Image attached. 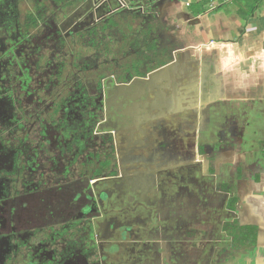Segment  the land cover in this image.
Instances as JSON below:
<instances>
[{"label":"flooded vegetation","instance_id":"af4514ba","mask_svg":"<svg viewBox=\"0 0 264 264\" xmlns=\"http://www.w3.org/2000/svg\"><path fill=\"white\" fill-rule=\"evenodd\" d=\"M116 1L111 0L108 14L104 0H67L65 10L57 0H0V264H120L134 242L147 238L166 251L159 264L179 261L164 244L176 245L182 206L200 194L176 168L148 170L136 164L132 171L128 144L145 137L147 123L132 131L114 111L121 108L123 119L132 115L133 98L118 97L117 87L151 72L123 83L112 73L99 83L89 75L88 64L97 65L100 58L87 60V29L93 27L99 39L107 16L118 12ZM121 1L132 13L148 6L146 0ZM74 64L84 66L82 74ZM70 74L95 82L89 92L92 135L83 152L75 144L79 152L66 148L65 128L53 127L49 117L54 109L60 118L78 96ZM103 146L113 149L101 152ZM102 160L106 166L97 172ZM206 165L200 181L212 180L218 171L214 157L208 156ZM233 184L225 179L216 185L229 193L227 205L235 197ZM212 242L203 247L200 264H236L245 255L239 252L227 262L230 248Z\"/></svg>","mask_w":264,"mask_h":264},{"label":"crops","instance_id":"0c3cea01","mask_svg":"<svg viewBox=\"0 0 264 264\" xmlns=\"http://www.w3.org/2000/svg\"><path fill=\"white\" fill-rule=\"evenodd\" d=\"M154 12L165 27L158 45L175 44L173 60L116 93L134 100L128 119L114 109L120 121L132 131L147 123L145 137L128 144L132 171L136 164L176 168L200 194L182 204L190 213L180 211L170 255L190 260L194 253L199 261L196 237L187 238L186 230L221 247L233 242L224 225L249 227L255 241L245 262L264 264V0H156ZM208 156L218 171L200 181ZM225 179L234 183V208L229 193L216 188Z\"/></svg>","mask_w":264,"mask_h":264},{"label":"trees","instance_id":"16d2710c","mask_svg":"<svg viewBox=\"0 0 264 264\" xmlns=\"http://www.w3.org/2000/svg\"><path fill=\"white\" fill-rule=\"evenodd\" d=\"M62 1V9H67V0H57L60 4ZM103 6L108 7L107 12L110 13L111 0H104ZM138 0H132V2ZM156 0H146L147 8L145 11L133 12L130 9L124 8V4L121 0L115 2L118 8L117 14L113 16H107L104 21V26L101 28L100 37L96 39L95 29H87V39L89 41L84 42L87 50V60H91L93 57L100 58L97 61V65L88 64L92 66L93 72L90 71L89 75L93 77L98 83L109 73L115 74L116 80L119 83L129 82L134 77H145L149 72H152L173 60V50L175 45L173 43L158 47L157 43L160 41L161 31L165 29L162 26V21L159 19L155 10ZM104 7V8H105ZM40 18L42 15H38ZM37 16V17H38ZM141 16L142 20L138 21V17ZM115 17V18H114ZM29 19L35 20L33 17L28 16ZM161 22H160V21ZM97 44L95 45V43ZM62 39H59V45L61 46ZM96 48V49H95ZM95 62V58H93ZM74 68L78 73L82 74L84 66L74 64ZM89 69V68H87ZM70 81H74L75 89L73 90L78 96L71 102L70 107L67 110L60 111V118H58L57 110L52 111L49 115L50 121H53V127L58 129H64V137L67 139L66 148L70 151H77L73 145L80 147V151L83 152L88 146V137L92 135L93 117L95 112L91 111V107L94 105L93 96L89 94L92 84L95 82L92 79L86 78V81L77 75H69ZM68 114V118H66ZM87 126V130L85 127ZM43 133V131H42ZM61 133V132H60ZM83 137L84 139H80ZM74 142V143H73ZM65 149V146L63 147ZM105 146L99 149L101 152L111 150ZM100 153V152H99ZM92 161V160H89ZM88 162V161H87ZM97 172H103L106 162L101 161ZM236 197H231L228 206L234 208ZM225 227V225H224ZM244 228V227H243ZM229 227L226 226V230ZM240 227L231 226L230 234L233 236V242L230 247V258H226L227 262L231 261L233 257L239 252L249 255L252 253L254 246V234L252 230L246 227L240 230ZM245 230V231H244ZM226 250V249H222ZM220 252V251H219ZM218 252V253H219ZM251 255V254H250ZM233 261V260H232Z\"/></svg>","mask_w":264,"mask_h":264},{"label":"rangeland","instance_id":"374dc122","mask_svg":"<svg viewBox=\"0 0 264 264\" xmlns=\"http://www.w3.org/2000/svg\"><path fill=\"white\" fill-rule=\"evenodd\" d=\"M138 2L135 3V5H138ZM175 45V44H174ZM185 213V215L189 214V209L188 208H184L183 210ZM183 213V212H182ZM180 213V216H182L183 214ZM181 219H184L181 218ZM180 223V221H179ZM160 229V228H159ZM158 229V230H159ZM224 229H226V227H224ZM223 229V230H224ZM226 232V230H224ZM141 233V232H140ZM186 234V237L187 238H195L196 237V240L193 241L192 245L195 246L196 248L199 249V256H198V259H203L200 258L204 253V250H203V247H205L206 243H208L209 239L206 238V235L202 234L203 236H201L200 234L201 233H198V231L196 232V235H194L193 233H190L189 231L186 230L185 232ZM229 234V233H227ZM149 240V242L147 243L146 241ZM211 241V240H210ZM232 241V240H231ZM137 243H133L130 247H129V250L127 252V260L126 262H122L120 264H140L141 262H143L144 264H159V263H163V260H164V253L166 252L165 249L163 250V247L161 244L158 243V246H155L156 244H153V240L151 239H144L143 242H139L136 241ZM171 245H172V241H170V243H165L164 244V247L166 248V250H168L169 248H171ZM153 246V247H152ZM228 249L231 247V245L227 246ZM160 248V250H158ZM230 250V249H229ZM157 252V255L156 253ZM181 254H184L182 253L181 251ZM180 254V255H181ZM182 256V255H181ZM180 256V257H181ZM179 257V255L177 256ZM179 257V261L177 262V264H197V261H195V255L193 253V255L190 257V260H186V259H181ZM186 258V257H185ZM248 258L246 255H239L238 256V262L242 261L244 259V264H253L252 261L250 262H245V259ZM205 259H208L207 256ZM199 262V261H198Z\"/></svg>","mask_w":264,"mask_h":264}]
</instances>
